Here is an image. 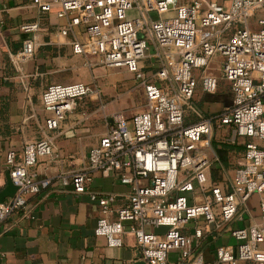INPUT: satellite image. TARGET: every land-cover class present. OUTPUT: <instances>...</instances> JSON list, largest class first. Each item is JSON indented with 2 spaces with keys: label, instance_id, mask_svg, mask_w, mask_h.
<instances>
[{
  "label": "built area",
  "instance_id": "1",
  "mask_svg": "<svg viewBox=\"0 0 264 264\" xmlns=\"http://www.w3.org/2000/svg\"><path fill=\"white\" fill-rule=\"evenodd\" d=\"M40 14L55 13L65 23L63 36H72L74 54L90 68H125L133 74L146 96L141 111L128 117L117 111L99 144L92 147L82 168L61 170L56 180L38 178L31 169L41 157L57 155L53 135L28 141L21 158L15 149L5 156L16 192L0 202V223L14 213L34 218L30 196L48 190L54 181L88 194L101 208L95 234L109 246H121L129 232L137 241L146 264H174L172 250L182 264H264V0H32ZM135 14H131L134 12ZM4 21L0 18V26ZM32 33L22 48L11 54L14 68L27 92L23 64L39 48L40 21L21 26ZM221 53L222 78L229 84L231 104L207 114L194 101L197 87L215 94L220 77L207 71ZM96 82L53 83L41 96L46 112L43 129L60 128L79 100L98 96ZM216 129L233 132L232 142L242 140L244 154L231 179L215 182L212 172L220 158L213 145ZM114 173L130 187L128 200L116 206L115 192L95 191L96 173ZM253 194L261 196V219L243 227L242 207ZM203 220L210 232L230 231L236 243L215 249L207 261L198 245L206 232L195 226ZM165 227L164 233L154 229ZM152 228L153 230H149Z\"/></svg>",
  "mask_w": 264,
  "mask_h": 264
},
{
  "label": "crops",
  "instance_id": "2",
  "mask_svg": "<svg viewBox=\"0 0 264 264\" xmlns=\"http://www.w3.org/2000/svg\"><path fill=\"white\" fill-rule=\"evenodd\" d=\"M0 18L4 21L0 26V202H5L16 192L5 161L10 149H15L20 159L26 142L45 134L53 135L57 155L41 157L31 170L38 178L56 180L61 170L82 168L90 149L99 144L107 131L112 107L116 105L111 102L109 111L103 113L99 103L81 99L58 130L44 131L47 115L41 101L44 89L53 83H64L56 82L58 79L52 76L58 72L67 76L66 83L82 81V56L73 53L72 36H63L60 32L65 20L53 12L40 14L32 0H0ZM36 21H40V30L36 33L39 52L23 64L27 81L31 84L27 92L21 75L13 66L11 54L18 52L23 41L32 36L21 26ZM43 52H46L44 56ZM70 188L54 181L42 194L29 197L34 218L14 213L0 223V264H130L141 260L134 234L125 233L122 245L116 247L109 246L104 236H96L95 228L102 216L100 206L88 194H77ZM91 189L118 193L116 206L125 204L130 193V187L122 184L114 173H96ZM260 202L261 196L253 194L242 207L243 219L235 221L232 226L243 227L259 222ZM204 224L203 220H197L183 232L193 235L195 226L203 227ZM204 229L203 238L196 241L207 261H215L217 246L236 243L228 230L217 233L210 232L206 226ZM154 230L164 233L166 228ZM179 258V251L169 253L171 263H177ZM182 264L190 263L185 261ZM239 264L257 263L241 261Z\"/></svg>",
  "mask_w": 264,
  "mask_h": 264
},
{
  "label": "rangeland",
  "instance_id": "3",
  "mask_svg": "<svg viewBox=\"0 0 264 264\" xmlns=\"http://www.w3.org/2000/svg\"><path fill=\"white\" fill-rule=\"evenodd\" d=\"M131 14H135L131 12ZM39 50V49H38ZM37 50V52H39ZM36 52V53H37ZM42 53V56H44ZM221 53H216L212 58L207 71H210L220 77L219 87L215 94H207L203 92L201 85L197 87L194 101L207 114L221 112L231 104L232 95L229 84L222 78V60ZM86 59L82 57V81L96 82L99 86L100 94L98 96H90L85 98L87 101L99 103L100 111L108 112V104L115 102L116 107H112L113 114L117 111L124 112L128 117L133 116L138 111H141L146 102V96L143 88L134 78L133 74L129 73L125 68L104 67L103 64H96L90 68L85 65ZM64 72L53 74L56 82L66 83L68 80ZM90 102V103H92ZM110 114V115H111ZM233 132L229 129H216L213 137V145L217 148H223L227 151L228 165L222 171H217L218 178L222 180L231 179L235 169L239 165L244 154V146L242 140L232 142ZM215 166H218L216 163ZM214 166V167H215Z\"/></svg>",
  "mask_w": 264,
  "mask_h": 264
},
{
  "label": "trees",
  "instance_id": "4",
  "mask_svg": "<svg viewBox=\"0 0 264 264\" xmlns=\"http://www.w3.org/2000/svg\"><path fill=\"white\" fill-rule=\"evenodd\" d=\"M217 154L220 158V164L218 166H215L212 172V177L215 182H220L222 178H218V173L217 171H222V169H225L228 165V155L227 151L223 148H217L216 149Z\"/></svg>",
  "mask_w": 264,
  "mask_h": 264
},
{
  "label": "water",
  "instance_id": "5",
  "mask_svg": "<svg viewBox=\"0 0 264 264\" xmlns=\"http://www.w3.org/2000/svg\"><path fill=\"white\" fill-rule=\"evenodd\" d=\"M139 257H141V255H140ZM130 264H146V263H145L144 260H138V261H136V262H132V263H130Z\"/></svg>",
  "mask_w": 264,
  "mask_h": 264
}]
</instances>
